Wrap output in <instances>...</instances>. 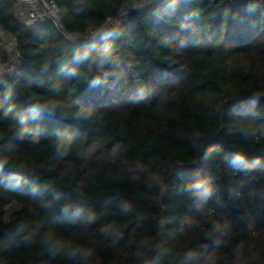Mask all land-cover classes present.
<instances>
[{
  "label": "trees",
  "instance_id": "obj_1",
  "mask_svg": "<svg viewBox=\"0 0 264 264\" xmlns=\"http://www.w3.org/2000/svg\"><path fill=\"white\" fill-rule=\"evenodd\" d=\"M53 1L0 0V264L264 262V0Z\"/></svg>",
  "mask_w": 264,
  "mask_h": 264
},
{
  "label": "built area",
  "instance_id": "obj_2",
  "mask_svg": "<svg viewBox=\"0 0 264 264\" xmlns=\"http://www.w3.org/2000/svg\"><path fill=\"white\" fill-rule=\"evenodd\" d=\"M151 0H148L145 3H148ZM17 6H18V13H19V19L24 21L28 26L34 25L38 21H43L46 19H51L56 24V26L60 29H63V25L61 22V15L60 10L56 6L55 2L53 0H17ZM117 21L116 17H109L105 24L96 29H90L89 32H86L84 34H78V35H70L74 39H78L80 37L88 38L91 36L96 35L98 32H103L107 27H110L111 23ZM12 40L14 42V38L12 37ZM15 44V43H14ZM16 48V55L17 58L12 61L11 58L8 59L6 62L3 61L0 57V69H7L4 66H8L9 71H13L16 69V67L21 62V53L19 49ZM6 71V70H4Z\"/></svg>",
  "mask_w": 264,
  "mask_h": 264
},
{
  "label": "rangeland",
  "instance_id": "obj_3",
  "mask_svg": "<svg viewBox=\"0 0 264 264\" xmlns=\"http://www.w3.org/2000/svg\"><path fill=\"white\" fill-rule=\"evenodd\" d=\"M0 36L2 38L1 43L2 46L6 52V54L8 55V58L15 62V59L17 58L16 55V48H15V44L11 38V36L7 35L2 29H0ZM0 38V39H1ZM7 69H3V70H8V66H4ZM134 99H137L135 97H133ZM201 187H202V191L203 192H209L211 189V184L210 181L207 178V173L205 171V169H201L200 171H198L197 174ZM21 207L20 203L17 201H12L10 203H8L5 206V219L9 218V215L15 211L16 209H19ZM264 246V234L263 233H258L255 232L252 234V240H251V252L253 255H255V257L257 258L258 256V252L263 248ZM94 261H89L88 264H100L98 261H95L96 258H93ZM254 264H264V262H259L258 260L254 261Z\"/></svg>",
  "mask_w": 264,
  "mask_h": 264
}]
</instances>
